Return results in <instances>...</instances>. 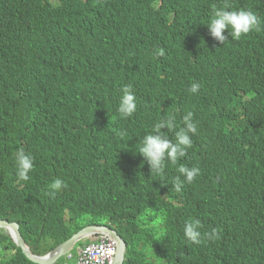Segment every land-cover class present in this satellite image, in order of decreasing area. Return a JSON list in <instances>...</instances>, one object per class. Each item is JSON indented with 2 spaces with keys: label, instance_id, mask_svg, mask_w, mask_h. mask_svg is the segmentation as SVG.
<instances>
[{
  "label": "trees",
  "instance_id": "trees-1",
  "mask_svg": "<svg viewBox=\"0 0 264 264\" xmlns=\"http://www.w3.org/2000/svg\"><path fill=\"white\" fill-rule=\"evenodd\" d=\"M221 8L253 11L260 30L217 42L206 24ZM137 65H150L151 81ZM121 81L135 95L130 117L118 111ZM189 112L191 147L152 175L141 141L172 117L160 132L175 143ZM44 145L67 166L49 164ZM21 149L33 158L26 181ZM180 166L199 174L183 184ZM55 179L67 187L53 190ZM216 196L250 198L259 222L225 228ZM0 219L37 254L73 224H106L127 244L125 264H264V0H0ZM195 220L199 243L184 236ZM6 249L16 247L0 230L1 258ZM0 264L32 263L17 250Z\"/></svg>",
  "mask_w": 264,
  "mask_h": 264
},
{
  "label": "clouds",
  "instance_id": "clouds-1",
  "mask_svg": "<svg viewBox=\"0 0 264 264\" xmlns=\"http://www.w3.org/2000/svg\"><path fill=\"white\" fill-rule=\"evenodd\" d=\"M207 29L211 35L217 42L223 44L225 41V36L223 33L228 31L229 34L233 37V39H240L242 35H246L253 30L259 31L260 21L256 14L250 10H226L219 9L214 12L213 18L210 20L208 24H206ZM34 65V57L32 53H30L24 62V67L32 72V68ZM136 74L142 76L147 82L151 81L149 78L152 76L150 65L141 66L137 65L132 68ZM21 79V78H18ZM200 85L192 84L190 87V92L195 94ZM122 89V96L119 102L118 111L124 117H130L137 109V105L135 102V95L132 92V88L130 85L125 86V82H120L118 84V90ZM210 116V115H209ZM209 116L205 120V125L209 123ZM184 127L179 128L175 133V143L172 142L167 136L160 132L162 128L173 129L176 127L174 118L169 117L167 120H162L157 123L153 132L155 135H147L141 141L139 149L137 150L138 154L141 155L149 164L150 172L152 175L158 176L164 167L165 158H167L168 162L175 165L178 160L185 156L186 149L191 147L192 140L190 134H195L196 125L192 123V113H188L183 117ZM46 150L47 162L55 167H65L67 166L69 158L66 157L62 164L52 160L48 157V149L49 145H44ZM98 164L102 165V160L98 161ZM33 168V158L21 149L16 154V174L21 181H26L29 179L28 173ZM240 168H236L231 175L233 180L234 173ZM178 172L184 177L183 184L185 182L191 183L199 174L198 168H187L184 166H180L178 168ZM69 181H72L69 180ZM183 184L179 181V176L175 177L173 180V186L176 192H180ZM53 190H59L61 187H67L61 179H55L51 185ZM222 197H215V201H221L213 208V213H215V217L219 218V220L224 224L225 228L234 227L235 223L238 226H246L255 222H259L258 216L252 210L253 207L248 204L251 202L250 198L237 200L233 199L228 202L223 201ZM64 212L69 218V221L74 223V219L71 217V212L68 209H64ZM200 217V214H199ZM5 220V219H0ZM264 220V219H263ZM8 221V220H7ZM10 222V221H9ZM16 223V222H15ZM211 226L212 222L209 221ZM76 227V231L65 241L58 244L53 249L37 254L34 252V246L29 245L25 239V243L29 247L30 253L36 258H43L45 261L50 260V254L60 245L65 242H68L72 238L76 237V241L73 245L68 249V251L57 258L55 262H51L49 264H112L113 259L117 250V242L113 237H111L107 233L95 232L92 230V227H107L113 231H115L110 225H82L78 226L73 224ZM19 226V225H18ZM200 227V221L195 220L189 222L184 227V236L191 241L192 243H199L201 232L198 230ZM4 230V229H0ZM8 235V231L4 230ZM20 231V227H19ZM116 232V231H115ZM117 233V232H116ZM21 234V233H20ZM118 234V233H117ZM22 235V234H21ZM119 235V234H118ZM120 236V235H119ZM10 237V235H9ZM23 237V236H22ZM11 238V237H10ZM122 239V237L120 236ZM12 240V238H11ZM123 240V239H122ZM124 241V240H123ZM125 242V241H124ZM12 243L16 247V249H6L7 256L4 258L0 257V261L7 259L8 257H12L17 253V250L21 252L24 258L31 262L32 264H38L32 262L19 247L16 246L15 242L12 240ZM78 244L77 253L75 256L71 254V250ZM126 244V242H125ZM127 251V244H126ZM126 254V252H125ZM126 259L124 255L123 264H125Z\"/></svg>",
  "mask_w": 264,
  "mask_h": 264
},
{
  "label": "water",
  "instance_id": "water-1",
  "mask_svg": "<svg viewBox=\"0 0 264 264\" xmlns=\"http://www.w3.org/2000/svg\"><path fill=\"white\" fill-rule=\"evenodd\" d=\"M0 229H4L8 231L10 237L15 242L16 246L21 249V251L34 263L38 264H49L55 262L57 258L64 255L68 249L73 245V243L76 241V237L72 238L68 242L63 243L59 247H57L49 256L48 261H45L43 258H36L34 257L30 251L28 245L25 243L22 235L19 231V226L15 222H9L7 220H0ZM92 230L95 232H101V233H107L111 237L115 239L117 242V250L115 257L113 259L112 264H123L124 261V255L126 252V244L125 242L120 238V236L113 230L107 228V227H92Z\"/></svg>",
  "mask_w": 264,
  "mask_h": 264
},
{
  "label": "rangeland",
  "instance_id": "rangeland-1",
  "mask_svg": "<svg viewBox=\"0 0 264 264\" xmlns=\"http://www.w3.org/2000/svg\"><path fill=\"white\" fill-rule=\"evenodd\" d=\"M77 248H78V244L71 250V254L73 255V256H75L76 255V253H77Z\"/></svg>",
  "mask_w": 264,
  "mask_h": 264
}]
</instances>
